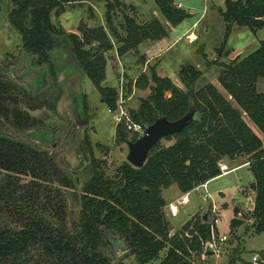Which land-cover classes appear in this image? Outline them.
<instances>
[{
	"label": "trees",
	"instance_id": "obj_1",
	"mask_svg": "<svg viewBox=\"0 0 264 264\" xmlns=\"http://www.w3.org/2000/svg\"><path fill=\"white\" fill-rule=\"evenodd\" d=\"M80 1L106 2L110 34L123 44L119 55L142 41L165 35L156 20L141 26L125 17L126 37L119 38L110 13L122 6L120 0H11L9 23L20 35L22 50L36 58L37 67L47 66L53 76L58 72L52 55L67 47L80 75L88 78L107 108L114 111L118 94L102 87L106 78L104 54L113 48L108 34L102 27L85 26L79 28L78 36L51 21L52 14L57 17L63 13L65 4ZM152 1L170 27L189 17L176 0ZM220 15L226 25L224 42L234 26L255 33L264 28V0H225ZM199 75L191 67L180 72V78H189V84ZM261 79L264 40L255 51L235 58L220 72L218 84L230 99L212 84L183 93L170 79L154 72L150 80L140 75L134 83L129 82L126 92L130 94L134 87L150 89L148 98L130 112L135 123L144 128L161 115L173 121L190 106L198 111V119L182 132L162 139L174 138L172 145L164 147L158 142L140 169L123 163L112 178H107L99 173L98 162L91 159L92 164L83 169L87 178L80 185L74 184L69 174L60 173L47 153L12 143L0 131V264H125L130 256L135 259L133 264H149L163 251L158 264H195L191 258L203 254L210 242V224L203 222V216L193 217L171 234L162 191L175 185L181 195H188L222 175L218 166L222 158L234 160L242 155L248 156L246 163L253 177L250 188L255 197L250 219L254 233L264 234V144L257 135L264 137V92L257 90ZM59 96L60 91L50 103L38 92L27 93L1 77L0 115L18 129L37 130L42 123L23 113L20 106L30 111L54 110ZM137 137L128 139L125 128L116 127L119 143ZM68 197L79 206L75 218L70 216ZM233 225L232 220L229 227ZM115 240L126 250L113 261L108 252ZM260 256L264 258L263 252Z\"/></svg>",
	"mask_w": 264,
	"mask_h": 264
},
{
	"label": "rangeland",
	"instance_id": "obj_2",
	"mask_svg": "<svg viewBox=\"0 0 264 264\" xmlns=\"http://www.w3.org/2000/svg\"><path fill=\"white\" fill-rule=\"evenodd\" d=\"M120 2L122 6L115 7L110 13L111 25L119 38L126 37L125 17L141 26L156 20L164 29L165 35L155 40L142 41L119 55L118 50L123 44L110 34L105 18V1L65 4L63 13L57 17L54 14L51 16L52 23L66 33L81 36L79 28L86 26L91 29L102 27L108 34L113 48L104 54L106 78L102 87L118 94L116 109L112 111L107 108L101 94L88 78L84 74L80 77L78 64L65 46L58 51L60 55L55 53L59 56L58 62L54 55L51 60L62 71L53 76L47 66L43 67L47 72L46 84L37 88L35 81L43 69L36 66L35 57L22 50L20 35L9 23L11 0H0V78L4 77L20 89L38 92L50 103L60 91L54 110L45 108L30 113L43 126L56 129L55 134H48L44 138L40 134H37V139L33 136L36 141L45 139L44 142L50 143L49 145L34 141L33 146L48 152L59 172L69 174L76 185L82 184L87 178L82 166L84 163L92 164L91 159L98 162L99 173L107 178H112L123 163H128V149L126 143L116 141V127L123 126L128 139L132 138L134 133L127 129V125L137 123L132 120L130 112L137 110L141 101L150 95L149 88L139 90L135 87L126 95L129 82L134 83L140 75H145L150 80L151 72H154L161 78L170 79L183 93L189 90L196 92L212 84L225 98L230 99L218 84L220 72L235 58L246 57L255 51L264 40V28L252 33L246 28L234 26L224 42L226 25L220 12L224 9L225 0H176V5H182V10L189 15L176 27L167 24L152 0ZM184 67H191L200 74L192 84H189V78L185 81L180 78ZM78 78L80 90L77 93L71 83ZM257 90L264 92V79L258 81ZM165 96L168 97L169 93ZM244 120L256 132L247 117ZM257 135L264 144V137ZM18 137L19 140L30 141L25 133H18ZM174 141V138L161 140L160 145L167 147ZM53 143L55 145L52 146ZM247 161L246 155L234 160L222 158L218 166L223 174L209 181L205 187L199 186L200 188L190 192L185 204L182 201L184 196L175 185L162 191L166 202L164 213L170 223L171 234L191 218L199 219L207 214L209 220L213 216L218 219L216 236H226V240L214 249V255L193 256L191 259L195 264H228L230 261H234V264H251L253 254H264V234L254 233L253 219H250L255 193L250 188L253 177ZM67 204L70 216L75 218L79 210L77 202L68 197ZM172 209L176 213L173 214ZM235 209L238 211L237 215L233 213ZM232 220L234 225L230 228ZM109 250L108 253L115 261L114 258L124 254L126 246L115 240ZM164 255L165 251L149 264H158ZM262 260L261 264H264V258ZM134 262L133 256L124 260L125 264Z\"/></svg>",
	"mask_w": 264,
	"mask_h": 264
},
{
	"label": "water",
	"instance_id": "obj_3",
	"mask_svg": "<svg viewBox=\"0 0 264 264\" xmlns=\"http://www.w3.org/2000/svg\"><path fill=\"white\" fill-rule=\"evenodd\" d=\"M81 77V75H80ZM76 92L80 90V78L75 84ZM198 119V111L195 107L190 106L187 112L180 118L169 121L165 116L156 117L150 125L143 128V134L138 136L134 141L126 142L128 154L127 162L135 169H140L146 162L149 151L155 148L162 139L182 132L190 123ZM12 143L32 149L28 144L16 140H10ZM220 196L224 197L223 194ZM203 222L208 223L207 214L203 215ZM214 249L207 244L204 249V256L214 255Z\"/></svg>",
	"mask_w": 264,
	"mask_h": 264
},
{
	"label": "flooded vegetation",
	"instance_id": "obj_4",
	"mask_svg": "<svg viewBox=\"0 0 264 264\" xmlns=\"http://www.w3.org/2000/svg\"><path fill=\"white\" fill-rule=\"evenodd\" d=\"M56 54L58 53V52H55ZM53 54L54 56H55V59H56V62H58V60H59V56H56V54ZM58 55H60L59 53H58ZM55 69H56V71L58 72V73H60L61 71H62V69L61 68H56V65H55ZM46 70L45 69H43V71H42V73H41V75H40V77L38 78V80L37 81H35V84H36V86H37V88H39V87H41L42 85H45L46 84V80H45V77H46ZM80 74V73H79ZM9 81V80H8ZM76 81L77 80H73V83H71V86L72 87H75V84H76ZM13 83V82H12ZM14 84V83H13ZM34 84V85H35ZM15 86H16V84H14ZM17 87V86H16ZM19 88V87H18ZM20 89V88H19ZM21 90H23V91H25V92H27V93H30V94H36V92H33V90H30V89H27L26 88V90L25 89H21ZM75 91H76V88H75ZM21 107V111L23 112V113H25V114H27L28 116H30L31 118H34L33 116H31L30 115V113L31 112H34V111H30V110H28L26 107H24V106H20ZM0 131L3 133V137L5 138V139H7V140H16V141H20V142H24V143H26V144H28L32 149H30V150H33V151H35V152H43V153H47L48 154V152H46L45 150H40V149H37V148H35V146H33V145H35V143H37L38 142V144H45V145H49L50 143H47V142H44L45 141V139H38V141H36L35 139H34V137L33 136H36V139H37V134H40L41 135V137H45V136H47L48 134H55L56 133V129L54 128V129H52V128H48V127H45V126H41V127H39L37 130H35L34 128H28V129H18L17 127H15L11 122H8V121H5L4 120V118L0 115ZM18 133H25L26 134V136L30 139V141L28 140V142H25V141H22V140H19V137H18ZM58 139V138H57ZM34 141H35V143H34ZM55 143V142H54ZM51 144L52 146L53 145H55V144ZM57 143V142H56ZM49 155V154H48ZM50 156V155H49ZM51 157V156H50ZM52 158V157H51ZM86 166V164L84 163L83 164V166H82V171H83V169H84V167ZM77 181V180H76Z\"/></svg>",
	"mask_w": 264,
	"mask_h": 264
},
{
	"label": "built area",
	"instance_id": "obj_5",
	"mask_svg": "<svg viewBox=\"0 0 264 264\" xmlns=\"http://www.w3.org/2000/svg\"><path fill=\"white\" fill-rule=\"evenodd\" d=\"M127 129L131 132L134 133V135L136 136H140L143 134V127L138 125V124H131V125H127ZM222 172V171H221ZM223 174V173H222ZM206 184L200 186V187H205ZM199 187V188H200ZM198 188V187H197ZM183 203H187L188 201V196L184 195V197L182 198ZM214 211V209H213ZM173 214L176 213V211L174 209H172L171 211ZM208 223L210 224V242L209 245L213 248L216 249L217 245L219 243H223L226 240V236H216V232H217V224H218V219L215 218L214 216L210 218V220L208 219ZM251 264H261L263 263L262 257L258 254H253L251 257Z\"/></svg>",
	"mask_w": 264,
	"mask_h": 264
},
{
	"label": "crops",
	"instance_id": "obj_6",
	"mask_svg": "<svg viewBox=\"0 0 264 264\" xmlns=\"http://www.w3.org/2000/svg\"><path fill=\"white\" fill-rule=\"evenodd\" d=\"M179 3V2H178ZM180 4V3H179ZM181 5V4H180ZM180 8H182V5H181V7Z\"/></svg>",
	"mask_w": 264,
	"mask_h": 264
}]
</instances>
